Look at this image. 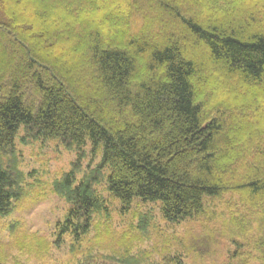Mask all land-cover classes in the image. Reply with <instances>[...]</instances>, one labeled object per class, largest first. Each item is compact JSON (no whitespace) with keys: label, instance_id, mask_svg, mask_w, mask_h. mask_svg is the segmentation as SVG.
I'll return each instance as SVG.
<instances>
[{"label":"trees","instance_id":"trees-1","mask_svg":"<svg viewBox=\"0 0 264 264\" xmlns=\"http://www.w3.org/2000/svg\"><path fill=\"white\" fill-rule=\"evenodd\" d=\"M19 1L0 0V216L22 197L21 128L77 155L54 184L72 236L102 177L122 207L158 202L170 224L225 195L245 225L264 213V0ZM87 144L100 163L77 181ZM241 226L231 262L264 264V231L247 241Z\"/></svg>","mask_w":264,"mask_h":264},{"label":"rangeland","instance_id":"rangeland-1","mask_svg":"<svg viewBox=\"0 0 264 264\" xmlns=\"http://www.w3.org/2000/svg\"><path fill=\"white\" fill-rule=\"evenodd\" d=\"M22 13L29 16L25 10ZM15 149L23 178L22 197L12 204L8 215L0 216L2 264H163L165 258L174 257L183 264H234L230 256L236 246L231 237L236 235L232 226L237 220L245 229L247 241L259 238L264 231V213L251 219V225L231 215L233 206L229 204L235 197L230 195L207 201L202 218L170 224L162 219L158 202L135 201L128 209L122 207L107 192L102 177L94 185L99 207L92 214L89 230L75 237L70 231H62L70 205L54 192V184L71 170L76 153L58 141L31 140L23 128ZM84 152L77 181L100 163V150L93 155L87 144ZM237 238L248 250L253 249L243 238ZM255 256L259 254L255 252Z\"/></svg>","mask_w":264,"mask_h":264},{"label":"bare ground","instance_id":"bare-ground-1","mask_svg":"<svg viewBox=\"0 0 264 264\" xmlns=\"http://www.w3.org/2000/svg\"><path fill=\"white\" fill-rule=\"evenodd\" d=\"M153 204V203H152ZM185 222V221H184ZM182 223V222H181ZM180 224V223H179Z\"/></svg>","mask_w":264,"mask_h":264}]
</instances>
